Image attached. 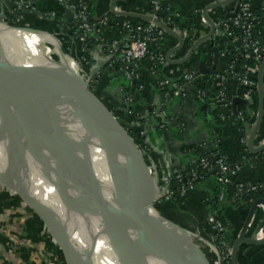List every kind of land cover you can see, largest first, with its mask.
Segmentation results:
<instances>
[{"label":"crops","instance_id":"1","mask_svg":"<svg viewBox=\"0 0 264 264\" xmlns=\"http://www.w3.org/2000/svg\"><path fill=\"white\" fill-rule=\"evenodd\" d=\"M119 1L120 3H118ZM216 1L218 0H162V6L165 9L164 13H168V17L176 27L179 26L185 31L186 26L192 27L195 24L197 25V28L193 27L194 30H192L198 33L197 36H193V41H195L194 39L205 35L210 30L209 23L203 20L205 18L204 12L206 6ZM245 1L251 3L253 8L264 9V0ZM124 2L125 0H118L117 7L121 8ZM236 4L237 1H234L220 7H215L210 9L208 13L218 23L225 13L235 8ZM1 5L9 8L7 3ZM91 5L92 15L97 19L108 15L110 11V0H95ZM35 7V12L27 13L25 16V23L35 28L46 29L52 26L48 24V21H44L45 18L43 20L41 17V14L47 11L56 10L59 14L62 13L63 19L65 9L58 0H36ZM135 8L136 12H146L150 8V0H136ZM103 36L107 42L124 40L126 37L117 27L106 28L103 31ZM229 43V38L218 29L212 40H208L198 47L194 56L200 61H205L208 67H212L215 64L216 54L214 53V47H218L219 62L217 68L209 73H203L198 66L197 68L190 67L191 61H196L197 63L195 58L184 63L172 64L168 62L167 64L160 65L156 73L153 72L148 60H143L137 68L139 77L137 82H135L136 91L134 93L135 96L132 98L134 102L136 101L137 110L146 111L150 115L144 124L142 122V124H137L136 129L140 128L146 132L145 137L142 136V138H145L150 144L153 159L152 164L157 167L156 170L160 174L162 186L169 176V173H173L175 170L188 169L192 164L196 163L201 155L217 153L218 149H221L225 155L233 160L244 161L238 179H249L253 181L264 180V151L252 152L248 149L246 142L243 143L241 141L242 133L239 129L240 122L238 121L239 113L243 109L246 110L249 107H255V104L258 107V96L251 104L238 103L235 105V98H245L237 94L240 84L235 79L230 78L227 83V89L231 102L226 105L219 101V85L214 78L215 73L225 69L228 60H230V56H233L232 59L243 56L238 54L236 46H231ZM177 44V38L167 33L161 43L158 44V48L167 52ZM211 45H213L212 48ZM78 46L77 56L89 68H96L100 61H108L106 63L107 67L95 76V81L98 83L99 88L102 89L101 99L104 103L106 102L105 104L107 106L112 107L111 110L121 122L124 123L129 120L130 113H128V109L120 103L121 95L123 94L121 87L125 82L124 76L114 75L112 68H109L112 60L109 52L105 50L101 43L94 42L90 45L89 53L82 55L80 45ZM152 48H155V45ZM223 50L230 52L229 55L223 56ZM203 51L206 52L204 59L201 58ZM36 52L40 53L39 51ZM186 54L187 51L180 50L173 55V58L180 59ZM189 70L197 71V75L189 87V95L186 98L176 97L164 104V90L159 86V81L165 78L171 79V81H183L184 74ZM258 70L252 73L253 78L257 82V87ZM75 77L79 78V83L82 82L79 76L76 75ZM178 103H180L179 107L176 106ZM81 104L86 110H91L92 113H89V115L93 119L102 125H107L102 116L99 113L96 114L98 112L97 109L95 112V109L90 104L86 102ZM162 108H164L165 114L161 115L160 111ZM249 131L244 134L245 137ZM263 143L264 120L263 126L255 141L257 146ZM219 191L220 184L218 179L210 176L197 183L186 193L181 199V206L176 203L172 204L169 209L175 213H179L177 215L183 227H187L194 232L199 231L200 233H208V217L210 215L217 216L223 220L226 226V240L231 245L239 235L253 203L240 208L229 197L220 201L218 198ZM260 197H264V190L258 198ZM263 218L264 205L259 204L252 223L248 228L247 236H251L254 233L257 225H259ZM31 221L33 223V218ZM182 221H185L186 225ZM35 227L40 230L39 227ZM26 229L28 228L23 229V233H26ZM25 237L29 239V236ZM50 237L54 238L53 235H50ZM0 241L3 242L2 238H0ZM53 241L56 242L55 247L57 248L56 251H59L58 256L64 260L65 255L60 244L54 239ZM23 257L29 258L26 252L21 254L20 261H22L21 259ZM238 263L264 264V244H242L239 249Z\"/></svg>","mask_w":264,"mask_h":264},{"label":"water","instance_id":"2","mask_svg":"<svg viewBox=\"0 0 264 264\" xmlns=\"http://www.w3.org/2000/svg\"><path fill=\"white\" fill-rule=\"evenodd\" d=\"M3 3H7L9 10H13L17 7L15 1L2 0ZM118 0H110V12L116 16L130 17L133 19L155 21L169 34L177 38L178 44L169 51H167L166 58L168 62L172 64L184 63L191 59H196L194 54L197 52L198 47L214 38L217 31V23L209 15V10L215 7H220L225 4L237 1L235 9L239 7L241 0H218L214 3H210L206 6L204 17L210 25V30L203 36L198 37L193 42L187 54L180 59H174L173 55L182 50L185 44V36L175 29H173L164 20L154 17L147 13H139L135 11L119 10L117 9ZM5 14L3 5L0 8V27L4 29H10L17 31H33L41 34L46 33L52 36L53 43L59 53L65 52L60 44L59 38L51 34V32L38 29L35 27L14 26L1 21V17ZM227 16L234 15L235 12L225 13ZM73 18V13L65 8L63 13V19L70 21ZM8 45L11 47L12 40L9 39ZM214 43V42H213ZM214 53L216 54L215 64L212 67H208L205 61L197 60V66L203 73L212 72L217 68L219 62V50L218 47H214ZM206 57V52L203 51L201 58ZM108 61H100L99 65L90 71L91 76H96L98 72L107 67ZM33 72L36 74L38 81L41 84L43 93L49 104L60 99L59 93L54 89L53 76L48 68V65L44 62H40L36 65L30 66ZM61 81L66 82V76L60 73ZM114 75L123 76L122 71L115 72ZM264 60L261 62L258 70V107H257V119L254 127L248 132L246 137V145L252 152L264 151V143L256 145L255 141L263 126L264 120ZM88 79L85 83L79 86L80 93L84 100L91 102L97 107L100 114H103L108 124V131L113 135V140H109L101 135L98 137L102 147L104 148L105 160L112 174L119 179V181L126 184L127 194L123 198L122 212L125 220L126 228L128 232L133 236L136 241H139L143 247L149 252L159 257L165 264H210L206 255L198 249L197 246L188 249L183 243L176 237V235L169 229L167 225L162 223L157 216L161 215L156 203L160 201L169 191L171 179L168 180L163 186L161 185L160 174L157 171L152 173L151 167L146 159V156L136 141V139L129 133L128 129L122 124L114 112L100 99L94 92L88 88ZM76 87H74L75 89ZM235 105L238 103L251 104V101L235 98ZM47 105L41 103L38 98L37 88L30 90L27 83L20 82L16 78L9 79L6 74L5 63L0 60V123L9 121L19 116H25L31 120L36 126V133L39 139L45 144L59 159L66 161L73 166L89 171L93 174H97V167L92 157L90 146L86 147V141L82 142L80 139H75L68 131V123L61 121L58 123L59 118L56 116V112L48 110ZM180 106V103L176 105ZM88 113H92L87 109ZM55 117L56 121L53 119ZM56 134L61 138V142L56 139ZM84 139V137H83ZM120 156L123 157V161H120ZM173 173H169L171 177ZM93 187V198L101 199L99 193V185L96 179L90 180ZM31 196V193L27 194ZM24 201L33 205L38 214L45 219L48 224L51 234L60 244L62 251L65 255L67 264H93L89 257L84 254L85 260L81 261L79 258V249L71 241L67 229L63 225V222L59 215L55 213L53 209L45 206L42 202H38L37 198H26V195H21ZM35 202V204L33 203ZM259 204L264 205V197L256 199L250 207L248 216L244 222L243 227L236 240L231 244V264L238 263L239 249L242 244L261 245L264 244L263 238H256L255 232L264 225L263 220L257 225L254 233L251 236H247V231L253 220L254 214ZM116 214H118L116 212ZM119 215H117L118 217ZM167 218V217H166ZM114 219V218H113ZM115 220V219H114ZM168 223L187 231L188 233H194L191 230L186 229L177 222L167 218ZM200 233L199 231H197ZM230 245V243H229Z\"/></svg>","mask_w":264,"mask_h":264},{"label":"bare ground","instance_id":"3","mask_svg":"<svg viewBox=\"0 0 264 264\" xmlns=\"http://www.w3.org/2000/svg\"><path fill=\"white\" fill-rule=\"evenodd\" d=\"M1 4L2 0L0 6ZM8 35L12 40L11 47L8 45ZM72 58L66 51L59 53L52 37L46 38L39 32H15L0 27V60L5 63L8 78L27 83L30 90L37 88L38 98L41 103L47 105L48 110L56 112L58 123L66 121L68 132L75 139L86 141V147L90 146L97 174L59 159L42 143L37 136L35 124L25 116L0 123V157L4 154V159L10 161L15 168L14 170L6 167L5 170L15 173L22 189H27L31 194L35 193L38 202H42L59 215L71 241L79 249L81 261L85 260V254L93 264H165L136 241L126 228L122 216L123 198L127 194L126 184L119 181L109 170L105 160L106 152L95 134L96 132L109 140L113 139L103 114H100L91 102L85 100L93 106L95 112L97 109L96 114L99 113L107 125L93 119L81 104L79 84L68 80L65 84L61 78L58 80L53 77L54 89L59 93L60 99L49 104L36 74L30 67L42 61L48 65L51 74L60 70L67 78L73 79L71 74L82 77V83H85L89 73ZM57 59L62 60L63 65L57 63ZM68 87L76 88L72 91ZM53 119L56 121L55 117ZM56 139L61 142L58 134ZM123 160L120 156V161ZM16 172L27 175L35 184L25 183ZM92 179L98 182L101 199L92 197ZM157 218L169 227L188 251L195 247L192 233L168 223L164 215ZM77 221L82 224L83 231L91 238L90 241L84 236Z\"/></svg>","mask_w":264,"mask_h":264},{"label":"built area","instance_id":"4","mask_svg":"<svg viewBox=\"0 0 264 264\" xmlns=\"http://www.w3.org/2000/svg\"><path fill=\"white\" fill-rule=\"evenodd\" d=\"M35 1L36 0H15L17 7L13 10H9L3 5L6 10V15L9 16V21L7 23L14 26L33 27L25 23V16L27 13L36 11ZM58 1L64 6V9L67 8L73 13V18L70 20L71 22L69 21L72 24H65L67 21L64 22V19L59 16V12L51 10L41 14V17L48 20L50 18V20L59 21L61 25L59 35L55 31H49L43 28L40 29L51 32V34L55 35L57 38L64 33L63 29H70L72 34L66 41L67 48L64 51L73 56L75 55L72 53V50H79L78 45H80L82 55H86L89 53L91 45L89 41L101 43L112 57L109 68H112L113 73L118 71L123 72L125 82L121 87L123 94L121 95L120 103L127 108L128 113H130L129 120L125 121L126 126L133 129L137 128L136 125L139 123L144 124L150 113L137 110L136 101L134 102L132 98L135 94L130 93V91L127 90V86L137 82L139 77L137 68L143 60H148L150 62L152 70L155 73L158 71L160 65L168 63L166 58L167 52L158 48V44L161 43L167 32L155 21L142 20L140 22H134L127 18L113 20L108 15L93 20L92 5L88 0ZM117 9L127 10L123 8V6H121V8L117 7ZM164 10L162 0H150V8L144 13L160 18L159 13L164 12ZM229 12H235V14L230 16L226 14L223 15L217 23V30L219 29L229 38V44L231 46L237 47L239 55L246 54L250 57L252 59V65H245L244 69H241L238 57L236 59L230 57L225 69L215 73L214 78L219 85V101L226 105L231 102V98L228 96L227 83L230 78H233L239 84L249 88L243 97L253 103V100L257 98L258 92L257 82L253 78L252 73L257 72L261 62L264 60V37H260L261 31H259L262 16L255 11L251 3L245 0H241L237 10L234 8ZM203 20L207 22L205 18H203ZM143 21L147 22L144 23ZM108 27H117V29H120L121 33L126 36L125 39L112 40L110 42L105 41L103 31ZM172 28L180 31L182 34L184 33L179 26H174ZM59 40L61 45H63L60 38ZM153 45H155V48H152ZM190 47L191 45L188 47V50ZM229 53L230 52L227 50L222 51L223 56L229 55ZM196 75V70H189L184 74L183 81H171V79L168 78L160 80L159 86L164 90V104L176 97L186 98L190 92L189 87L192 85ZM160 113L161 115L165 114L164 108L161 109ZM256 119L257 108L255 107H249L246 109V112L241 111L239 113L238 121L241 124L239 129L242 133L241 141L243 143L246 142L247 137V135L246 137L244 136V132L246 134L248 130L254 127ZM138 135L145 137V130L139 129ZM139 145L146 156L152 173L155 174L157 172V167L152 164L153 159L150 144L145 138H142ZM243 162L244 161H237L233 163L227 155L218 152L211 155H201L196 161L197 165L195 167L185 170H175L171 177L168 176L166 178L163 184L171 179L178 181L179 187L176 191L171 188L170 184L168 193L162 199L176 204V200L182 199L197 183L210 176L218 179L220 184L218 198L220 201L229 197V195H232L235 200L236 198L241 199L242 196L247 193L260 190L263 191L264 180L253 181L249 179H238V175L243 167ZM208 223L213 231V239H211L210 243L214 240L218 241V246L217 242L213 243H215L217 248L220 247L223 260L231 257L232 248L226 240L227 229L223 220L215 215H210L208 217ZM255 237L258 239L264 237V225L255 232ZM210 243H208V245H210Z\"/></svg>","mask_w":264,"mask_h":264},{"label":"rangeland","instance_id":"5","mask_svg":"<svg viewBox=\"0 0 264 264\" xmlns=\"http://www.w3.org/2000/svg\"><path fill=\"white\" fill-rule=\"evenodd\" d=\"M50 20V18H49ZM1 21L7 23L9 21V16L6 15V10H5V15L1 17ZM61 26V25H60ZM40 29V28H38ZM64 30V29H63ZM55 32L59 35V30L55 29ZM43 36L46 38H51L52 36L47 35L46 33H43ZM61 44V43H60ZM63 48V45H61ZM72 53L76 56L72 57V60L77 63L78 65L81 66V68L87 70V73H90L92 70L86 64L83 62V60L77 57L78 50H72ZM70 55V54H69ZM78 60H77V59ZM59 59V58H58ZM57 59V60H58ZM80 60V61H79ZM59 64L63 65L62 60H58ZM59 69V68H58ZM56 70V69H55ZM56 73V75H55ZM60 73H63L60 70L54 71L53 77L58 79L60 78ZM65 74V73H64ZM69 74V73H68ZM70 75V74H69ZM66 76V74H65ZM71 79L70 77L67 78L66 76V82L67 80L69 82H74V84L78 85L79 83V78H76V75L71 74ZM64 77V75H63ZM88 77V88L90 91L94 92L100 99H101V91L102 89L99 88L98 83L95 81L96 77L91 76L90 74H87ZM82 79V77H80ZM61 80V79H60ZM84 82L83 80H81ZM77 82V83H76ZM80 82L78 86L82 83ZM70 90L74 89V87H69ZM79 89V88H78ZM77 89V90H78ZM73 91V90H72ZM75 91V90H74ZM81 103H85L84 98L81 95ZM111 140V139H110ZM113 140V139H112ZM1 150V148H0ZM2 152V151H1ZM4 156V154H2ZM1 155V156H2ZM2 156V157H3ZM0 157V238H2L3 242L0 241V264H67L65 259L63 260L61 257H59V251H56L55 243L53 241L56 240L55 238L50 237L51 230L48 227V224L45 222V219H42V217L38 214V212L35 210L33 205L27 204L23 199L21 195H26V198H35V193H32L31 196H28L30 192L27 189H22L20 187L19 183V178L15 175V173L11 172H6V167L14 168V166L11 164V162L7 161ZM17 173V172H16ZM20 175L22 181L25 183H33L27 175L23 173H17ZM16 178V180H15ZM19 191V192H18ZM161 201V200H160ZM158 201V202H160ZM35 204V202L33 201ZM168 208V207H167ZM159 210V209H158ZM169 210V209H168ZM161 213V211L159 210ZM179 214V213H176ZM161 215L166 216L164 213H161ZM177 221L181 223V220H179L178 215H176ZM31 217V219H29ZM167 218L176 221L172 219L171 217L166 216ZM33 218V223H31ZM36 221V222H35ZM76 221V220H75ZM36 225H35V224ZM79 226L81 227V230L86 237L88 241L91 240V238L87 235V232L83 231L82 224L77 221ZM184 225H186L185 221H182ZM34 226H37L41 228L38 230V228L35 227L34 230L36 232L32 237L30 236L29 239L28 237L26 238V234L23 233V229L25 228H34ZM186 229L189 230V228L186 227ZM27 231V229H26ZM194 232V231H192ZM27 233V232H26ZM33 234V233H31ZM29 235V234H27ZM194 239V245L198 247L205 255L206 258L209 260L210 264H225L226 260H223L221 252H220V247L217 248L218 246V241H213L217 242V246L215 243H210L212 237H206L208 236L207 233H198L194 232L193 233ZM31 238V240H30ZM198 238V239H197ZM202 241L204 244H202ZM210 243V245H208ZM212 244V245H211ZM200 246V247H199ZM54 247V249H52ZM193 247V246H192ZM33 248V250H32ZM217 248V249H216ZM52 249V250H51ZM193 249V248H192ZM23 252H26L28 257H23L20 261L21 254ZM58 252V253H56ZM55 253V254H54ZM228 264V263H227Z\"/></svg>","mask_w":264,"mask_h":264},{"label":"trees","instance_id":"6","mask_svg":"<svg viewBox=\"0 0 264 264\" xmlns=\"http://www.w3.org/2000/svg\"><path fill=\"white\" fill-rule=\"evenodd\" d=\"M88 1H89V3L92 4L95 0H88ZM118 3H120V1ZM135 5H136V0H125V2L123 4V8H125L127 10H133V11H135V9H136L135 8ZM254 9H255V11H257V13L259 15L262 16V20H261V25H260L259 31H261L260 37L263 38L264 37V9H262V8H254ZM159 15H160V18L163 19L165 22H167L171 27H174L175 26V24L173 22H171V19L168 17V13L161 12V13H159ZM59 16L62 17V13H60ZM108 16L111 19H113V20H118L120 18H122V19L127 18V19H130L131 21H134V22H140V21H142V20L133 19V18H130V17H120V16H116V15L112 14L110 11L108 12ZM92 17H93V20H96L97 19L94 15H92ZM43 20H44V18H43ZM44 21H48L49 22L48 24L49 25H52V26H49L48 25L49 27L46 28L49 31H55V29H58V30L61 29V26H60V22L59 21H56V20H47L46 18H45ZM64 22H65V20H64ZM70 22L67 21V22H65V24L71 25L72 23H70ZM143 22L146 23L147 21H143ZM196 26H197L196 24H195V26H192V27H187L186 26L185 27V31L183 29V31L186 32V34H184V36H185V44H184V47H183V49L181 51H184V52L188 51V47L193 44V36H197V34H198L197 32L192 31V30H194L193 27L197 28ZM71 34H72V31H70V29L68 30V28H66V29H64V33L59 36V38L61 39V41L63 43V49L64 50H66V48H67L66 41H67V39L69 38V36ZM89 42H90V44H93L94 43V41H89ZM213 45H211V48L213 47ZM230 57L233 58V56H230ZM238 59L240 60V66H241L240 68L241 69H244V66L245 65H249V66L252 65V59L250 57H248L246 54H244L243 56H241ZM190 67L191 68H197L196 61H191ZM135 87H136V83H133L132 85H128L127 86V90L130 91V93H135V91H136L135 90ZM248 90H249L248 87L240 84L239 87H238V93L237 94L239 96H244V94ZM108 107L110 109H112V107H110V106H108ZM256 107L257 106L255 104V108ZM242 111L246 112L245 109H243ZM122 124L128 129L129 133L136 139V141L138 143H140L142 141V137L138 135V132H139V129L140 128H138V129H136V128L131 129V128H129V127L126 126L125 122L124 123L122 122ZM244 134H245V132H244ZM217 152L218 153H221V154H224L221 149H218ZM208 155H211V154H208ZM229 159L233 163H236L237 162V160H233L231 158H229ZM196 165H197V163H194V164H192L190 166V168H193ZM178 187H179V182L176 181V180H172V182H171V188L173 190H176L177 191ZM262 192L263 191L260 190V191H257V192L247 193V194L243 195L241 199L238 198L239 200L237 198L234 200V197L232 195H229V198H230V200L231 199L233 200V202L235 203V205H237L240 208H243L244 205H251L253 203V201L256 200L262 194ZM175 203H177L178 205L181 206L182 205V200L181 199H178V200L175 201ZM155 205L161 211V213H164L166 216L171 217L174 220L177 219L176 218L177 217L176 216L177 214L169 209L171 207V205H172V202L171 201L169 202V201H166L165 199H161V201L160 202H157ZM175 222H178V221L176 220ZM179 223L180 222H178V224ZM34 229L35 228H32V229L31 228H28L27 231H26L27 233H25L26 236H29V237L31 236L32 237V235L36 232V230H34ZM39 229H40V232H41V228H39ZM207 231H208L209 235L206 236V237H208V238L209 237H212L213 236V231H212V229L210 228L209 225H207ZM31 233H33V234H31ZM27 234H29V235H27ZM225 260H226L225 261V264H227V263L228 264H231L230 257L227 258V259H225Z\"/></svg>","mask_w":264,"mask_h":264}]
</instances>
